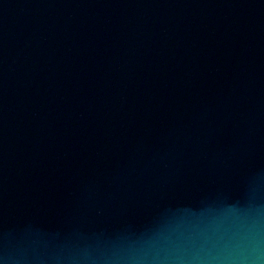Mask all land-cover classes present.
Wrapping results in <instances>:
<instances>
[{
  "label": "water",
  "instance_id": "95a60500",
  "mask_svg": "<svg viewBox=\"0 0 264 264\" xmlns=\"http://www.w3.org/2000/svg\"><path fill=\"white\" fill-rule=\"evenodd\" d=\"M0 264H264V0H0Z\"/></svg>",
  "mask_w": 264,
  "mask_h": 264
},
{
  "label": "clouds",
  "instance_id": "9594fccd",
  "mask_svg": "<svg viewBox=\"0 0 264 264\" xmlns=\"http://www.w3.org/2000/svg\"><path fill=\"white\" fill-rule=\"evenodd\" d=\"M260 259V257H259V255L257 254L256 256H255V260H259Z\"/></svg>",
  "mask_w": 264,
  "mask_h": 264
}]
</instances>
